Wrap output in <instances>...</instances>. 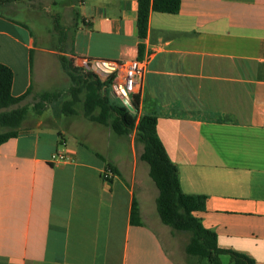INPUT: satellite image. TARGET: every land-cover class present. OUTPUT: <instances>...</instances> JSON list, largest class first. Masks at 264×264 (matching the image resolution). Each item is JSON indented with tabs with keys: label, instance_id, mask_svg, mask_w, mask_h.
Here are the masks:
<instances>
[{
	"label": "crops",
	"instance_id": "obj_1",
	"mask_svg": "<svg viewBox=\"0 0 264 264\" xmlns=\"http://www.w3.org/2000/svg\"><path fill=\"white\" fill-rule=\"evenodd\" d=\"M55 3L36 39L26 20L42 5L49 13L47 0H0V62L13 72L12 95L26 93L17 104L49 90L43 85L54 76L69 79L45 69L60 66L59 54L100 75L109 63L143 58L136 113L157 116L181 189L205 196L193 214L220 247L264 264V0H180L176 13L150 12L142 39L137 0ZM43 111L0 142V264H177L165 244L176 249L175 230L159 218L134 132L116 134L80 107ZM56 150L69 160L53 165ZM133 201L139 223L131 222Z\"/></svg>",
	"mask_w": 264,
	"mask_h": 264
},
{
	"label": "trees",
	"instance_id": "obj_2",
	"mask_svg": "<svg viewBox=\"0 0 264 264\" xmlns=\"http://www.w3.org/2000/svg\"><path fill=\"white\" fill-rule=\"evenodd\" d=\"M179 7L180 0H137V37H145L151 11L176 13ZM54 29L63 32V27L56 20ZM142 49L143 44L139 43V54ZM58 60L69 77L70 85L64 90L42 91L32 104L13 108L9 107L21 101L26 93L18 97L12 95L13 72L8 65L0 62V127L6 128L0 132V142L17 134L29 111L40 114L48 103L66 95L61 102L60 110L63 114H75L80 106L85 118L108 126L116 134L134 132L135 141L142 145L139 158L147 163L148 174L158 189L155 203L161 222L173 230L189 233L185 245L186 254L196 256L198 260L205 259L210 264H221L222 254H227L232 264H256L254 258L245 252L220 247L215 231L205 227L193 214L205 208V196L186 193L181 189L177 165L169 158L157 134V116L147 112L137 115L136 95L130 100L132 110L121 100L110 97L113 72L100 75L83 65L75 64L71 57L62 54L58 55ZM107 166L110 164L107 163ZM131 222L139 223L135 201L131 207Z\"/></svg>",
	"mask_w": 264,
	"mask_h": 264
},
{
	"label": "rangeland",
	"instance_id": "obj_3",
	"mask_svg": "<svg viewBox=\"0 0 264 264\" xmlns=\"http://www.w3.org/2000/svg\"><path fill=\"white\" fill-rule=\"evenodd\" d=\"M56 0H47V3L49 4L50 12L48 13V10H46L45 6L42 5L40 10L37 13H33L32 18L27 19L26 22L29 25V28L31 29L32 34L36 37V39L38 38V36H40L42 34V31L45 27L48 26L49 22H53L54 17H55V11L59 10L60 5H57L55 3ZM62 1V0H61ZM51 3V4H50ZM48 8V7H47ZM21 13H17L16 14V18L21 19ZM59 22H64L65 19H61L58 18ZM66 23V22H64ZM90 65V64H89ZM45 69L49 70V68L55 73L60 74L65 76L66 73L64 72V70L62 68H60V66H57L55 62L52 63H45L44 64ZM86 69H91V67H86ZM92 70V69H91ZM55 77V76H54ZM51 78V80H48L43 86H45L46 88H48L49 90H61L62 88H67L70 85V81L67 78L65 81H61V80H57L55 78ZM110 97H113L112 95ZM66 98V95H64L62 98H58L50 103L47 104L46 109L43 111L44 113L51 112L55 109L60 110L61 109V102L62 100H64ZM28 99V103L27 105L32 104L34 100H30ZM19 104H13L11 105L9 108H13L18 106ZM58 107V108H57ZM80 107V106H78ZM81 110V109H80ZM30 115H34V113L32 111H29L28 116ZM136 115V114H135ZM6 130V128L0 127V132ZM174 235V239L176 241V249L174 251H171V247L169 242L165 241V244L168 248V250L171 252L172 256L175 258V260L177 261V264H197L198 259L196 256H191L186 254L185 252V245L188 241L189 238V233L188 232H181V231H176L173 232ZM221 260H222V264H232V262L229 260V256L228 255H221ZM209 264V263H206Z\"/></svg>",
	"mask_w": 264,
	"mask_h": 264
},
{
	"label": "built area",
	"instance_id": "obj_4",
	"mask_svg": "<svg viewBox=\"0 0 264 264\" xmlns=\"http://www.w3.org/2000/svg\"><path fill=\"white\" fill-rule=\"evenodd\" d=\"M110 72L114 73L110 90L116 93L123 103L130 104V100L135 95L142 83L145 62L143 58L121 59L119 61L109 63ZM109 72V73H110ZM69 155L64 150H56L50 156V162L53 165H58L69 160ZM103 178L108 180L113 175V170L106 166L103 169Z\"/></svg>",
	"mask_w": 264,
	"mask_h": 264
},
{
	"label": "water",
	"instance_id": "obj_5",
	"mask_svg": "<svg viewBox=\"0 0 264 264\" xmlns=\"http://www.w3.org/2000/svg\"><path fill=\"white\" fill-rule=\"evenodd\" d=\"M88 67H89V66H88ZM92 67H93V68H97V69H98V67L106 68V66L104 65L103 62H96V63L92 64ZM126 105L129 107L130 110L133 109L132 106H131L130 104H126Z\"/></svg>",
	"mask_w": 264,
	"mask_h": 264
}]
</instances>
